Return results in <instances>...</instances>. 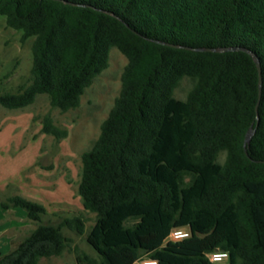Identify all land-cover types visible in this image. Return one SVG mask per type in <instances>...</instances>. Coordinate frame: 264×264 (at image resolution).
<instances>
[{"label":"trees","instance_id":"16d2710c","mask_svg":"<svg viewBox=\"0 0 264 264\" xmlns=\"http://www.w3.org/2000/svg\"><path fill=\"white\" fill-rule=\"evenodd\" d=\"M5 26L30 41L29 82L0 92L24 110L38 96L61 113L79 107L116 49L121 87L92 147L81 154L82 212L43 223V205L20 195L34 228L0 264H39L74 253L75 264H264V0H0ZM241 48L245 51L197 52ZM191 87L174 97L184 79ZM34 120V119H33ZM254 130L244 150V139ZM41 132L68 136L50 115ZM93 214V224L85 231ZM85 234L91 256L63 233ZM188 236L171 241L172 231Z\"/></svg>","mask_w":264,"mask_h":264},{"label":"rangeland","instance_id":"374dc122","mask_svg":"<svg viewBox=\"0 0 264 264\" xmlns=\"http://www.w3.org/2000/svg\"><path fill=\"white\" fill-rule=\"evenodd\" d=\"M20 38V32L7 28L4 17L0 16V92L15 93L29 82L31 42H21ZM126 63V58L112 48L107 69L86 89L79 107L74 110L61 113L52 109L44 95L38 96L24 110L8 111L0 107V196L7 194L6 199L13 195H35L40 199L37 201L45 203L50 210L64 201L68 206L60 207L66 212L44 216L45 224L57 225L62 218L81 213L77 207L80 157L99 136L100 125L119 94ZM190 87L191 81L184 78L174 97L184 99ZM44 115H50L56 126L68 131V136L56 143L52 137L44 135L41 132ZM25 186H36L39 192L34 193L33 187L26 189ZM87 217L86 232L93 224L94 215ZM27 222L28 226L24 225L18 233L21 238L35 226ZM63 233L72 239V247L75 245L80 251L95 256L86 243L85 234L77 236L67 229H63ZM40 264H75L74 253L65 251L61 257L41 259Z\"/></svg>","mask_w":264,"mask_h":264},{"label":"crops","instance_id":"0c3cea01","mask_svg":"<svg viewBox=\"0 0 264 264\" xmlns=\"http://www.w3.org/2000/svg\"><path fill=\"white\" fill-rule=\"evenodd\" d=\"M28 185H30V184H28ZM28 187H30V188L33 187V189L35 190L34 193L39 192V190L36 186H35L36 189L34 186H25L26 189H28ZM1 193H3V192H1ZM6 196H7V194H6ZM6 196H4V195L0 196V254H2V255L10 252L12 250V248L24 237L23 236L21 238L18 235V233L21 231L20 229L24 225L27 224V226H28V224H29L27 222V215H26V212L24 210H22L20 208H9L8 210H4L2 208L1 203L5 199L4 197H6ZM24 198L43 205L45 210H46L47 215L49 214V215H55L56 216V214L58 212H61V211L66 212L64 210V208L60 207L61 205H66V204H63L64 201H62L58 205H55L53 210H50V207L47 206L45 203L42 204V203L38 202L37 200H40V199L36 198L35 195H33L31 197L28 195V196H25ZM57 202H59V201H57ZM66 206H68V205H66ZM77 207L80 210V212H82V207H81L80 202L77 205ZM64 218H68V217H64ZM40 262H41V260H40Z\"/></svg>","mask_w":264,"mask_h":264},{"label":"water","instance_id":"95a60500","mask_svg":"<svg viewBox=\"0 0 264 264\" xmlns=\"http://www.w3.org/2000/svg\"><path fill=\"white\" fill-rule=\"evenodd\" d=\"M194 51H197V52H214V53H223V52H231V51H245L252 56V58L256 64L257 71H258V77H259L258 99H257V103L255 106V112L257 115V119H258V108L260 105L261 95H262V70H261V65H260L258 58L254 54H252L251 52L244 50V49H241V48H220V49L205 48V49H195ZM253 133H254V130L249 129L245 135V139H244V150H245V152H247V147L249 145V142H250V139H251ZM257 163H264V161H257Z\"/></svg>","mask_w":264,"mask_h":264},{"label":"built area","instance_id":"2783aa9c","mask_svg":"<svg viewBox=\"0 0 264 264\" xmlns=\"http://www.w3.org/2000/svg\"><path fill=\"white\" fill-rule=\"evenodd\" d=\"M188 236L187 231L182 229H177L171 232L169 239L171 241H179ZM211 263H224L228 259V254L226 252H213L207 255ZM138 264H157L154 260H143Z\"/></svg>","mask_w":264,"mask_h":264}]
</instances>
